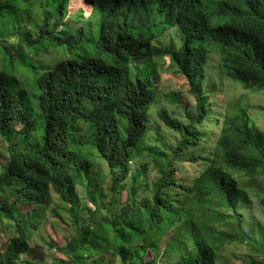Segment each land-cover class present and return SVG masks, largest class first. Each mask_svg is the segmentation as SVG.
<instances>
[{"label":"trees","instance_id":"trees-1","mask_svg":"<svg viewBox=\"0 0 264 264\" xmlns=\"http://www.w3.org/2000/svg\"><path fill=\"white\" fill-rule=\"evenodd\" d=\"M85 1L99 13L92 38L84 24L68 27L71 0H0V138L8 152L0 165V224L14 233L5 249L0 247V264H19L24 255H34L30 240L45 224L55 195L58 208L74 218L75 229L64 257L54 258V264H112L115 259L157 264L160 244L171 231V244L179 249L174 264H217L215 241L228 234L209 224L217 211L207 205L224 208L234 219L239 233L233 240L264 254V242L242 226L238 207L250 195L235 176L264 175V131L229 121L216 142L220 155L192 151L203 139L199 125L209 114L201 77L213 48L230 76L264 92V0H219L231 11L220 26L203 8L204 0ZM24 12L31 14L26 22ZM172 27L181 35V46L156 44ZM49 47L67 56L45 65L39 53ZM156 55L175 62L198 111L196 122L188 125L165 108L159 111L165 125L181 134L173 148L164 150L146 142L157 87L141 70ZM87 145L93 157L106 163L112 185L110 200L89 208L88 217L79 220L77 186L89 166ZM144 150L158 167L155 179L149 177L147 162L132 168ZM189 160L204 161V168L185 206L180 191L171 187L185 183L177 171ZM125 189L128 196L120 203ZM261 202L264 206L263 197ZM194 206L203 207L199 228L184 215Z\"/></svg>","mask_w":264,"mask_h":264},{"label":"rangeland","instance_id":"rangeland-1","mask_svg":"<svg viewBox=\"0 0 264 264\" xmlns=\"http://www.w3.org/2000/svg\"><path fill=\"white\" fill-rule=\"evenodd\" d=\"M203 8L211 13L212 22L216 26L224 24L231 16V11L223 7L219 0H204ZM70 11L72 16L68 27L84 24L86 35L92 38L93 29L98 24V9L85 0H71ZM30 15V12H24L22 22L30 19ZM180 36L178 29L172 27L166 30L163 35L157 37L155 42L163 48H178L182 44ZM210 46L215 45L211 44ZM66 56V52L54 47H49L39 53L42 63L49 66H53L57 60ZM1 59L0 51V67L4 64ZM141 74L145 77H150L157 87L156 98L150 105L148 112L151 130L146 142L162 150L164 148H173L181 140V134L165 125L159 118V111L165 108L173 117L188 125L190 122H196L198 115L195 98L189 91L186 78L179 72L178 66L168 55L154 56L152 61L144 64ZM28 75L30 76L31 73L28 72ZM22 80L25 79L22 78ZM201 80L203 88L209 96V114L205 119V123L199 125L203 139L192 149L196 155H209L211 157L220 155L216 142L226 122L245 121L251 127L264 131V92L258 91L256 88H248L242 81L230 76L223 66L220 52L214 48L207 55V64ZM7 155L6 145L0 138V165L6 161ZM84 156L89 159V166L86 170H82L77 186L79 206L78 213L75 210V214L79 220L87 218L90 209L93 210L95 206L110 200L111 193L109 189L112 185L106 163L100 162L92 156L90 145L86 146ZM143 162L150 164L149 177L150 179H155L158 174V167L153 162V157L148 150H144L142 155L138 157V162L132 164L133 170L140 169ZM182 164L179 171H177V177L183 178L185 183L180 181L179 185H172L171 188L173 191H180L181 202L186 206L187 199L193 195V191H190L191 186H193V180L203 170L204 161H198L195 164L189 160L184 161ZM235 176L238 178L240 186L250 195V201L241 203L238 207L242 226L257 241L264 242V206L261 202V198H264V175L249 177L237 172ZM126 183L130 184V181H126ZM127 196L128 191L125 189L121 193L120 203L125 202ZM57 202L58 196L55 195V203L52 204L48 211V218L45 224L30 240L34 255H24L23 260L19 264L22 262L26 264V261L34 262V264H54V258L64 257L63 251L69 237L74 232L75 222L66 209L58 208ZM85 207L87 208V214L83 212ZM206 207L210 212L213 207L217 211L214 213L216 219L209 221V224L228 234L226 239H217L215 241L217 264H264V254L262 252L254 249L246 242L233 240L235 235L239 233V229L234 219L229 215L227 217L224 208L214 205H207ZM55 210L60 215H57ZM202 214L203 207L201 206H194L191 210L187 208L184 211L185 217L190 219L192 224L199 222V219L203 217ZM222 215H225L226 218H223ZM196 225L199 228L200 225ZM181 228L183 233L189 234L187 225H182ZM0 234V247L3 246L2 250H4L7 238L14 233L10 230L5 231L0 224ZM174 236L175 234L171 231L164 241L161 242L157 264H174L178 259L179 249L171 244ZM191 241L188 240L189 245ZM151 257L152 254L150 253L146 259ZM106 260H109V258ZM111 262L112 264H121L118 259Z\"/></svg>","mask_w":264,"mask_h":264}]
</instances>
